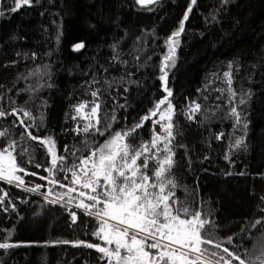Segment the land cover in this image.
I'll list each match as a JSON object with an SVG mask.
<instances>
[{
    "label": "trees",
    "instance_id": "obj_1",
    "mask_svg": "<svg viewBox=\"0 0 264 264\" xmlns=\"http://www.w3.org/2000/svg\"><path fill=\"white\" fill-rule=\"evenodd\" d=\"M189 4L191 0L146 6L136 0H31L12 12L13 0H0V109L31 114L0 117V131H8L0 137V150L16 142L14 154L25 169L17 174L29 187L0 181V195L8 194L0 205V243L16 245L0 249V264H107L95 249L77 246L79 241L104 246L93 235L97 219L63 202L68 196L57 204L45 200L50 188V200L67 192L49 181L70 185V173L57 168L50 176L46 147L22 134L30 126L34 136L53 138L57 154L70 167L89 154L85 142L99 146L140 123L166 95L160 68L169 54L168 38ZM176 40L175 63L166 68L175 108V163L168 179L176 185L178 207L200 211L213 221L208 238L247 259L245 250L251 255L254 245L264 246V223L251 227L264 218V0H196ZM78 43L84 47L76 50ZM225 72H231V85ZM81 103L88 105L87 112L99 103L97 127L103 135L77 133L87 123L84 110L76 111ZM194 104L200 110L189 120ZM233 107L240 113L239 124L230 114ZM152 120L127 142L138 148L150 141L153 129L161 133ZM238 139L242 144L236 147ZM155 168L150 162V177ZM36 185H42L39 191L27 190Z\"/></svg>",
    "mask_w": 264,
    "mask_h": 264
},
{
    "label": "snow or ice",
    "instance_id": "obj_2",
    "mask_svg": "<svg viewBox=\"0 0 264 264\" xmlns=\"http://www.w3.org/2000/svg\"><path fill=\"white\" fill-rule=\"evenodd\" d=\"M13 2L12 12L31 4V0H13ZM155 2L156 0H136V3L141 6ZM195 3L196 0H191L178 29L168 38L169 54L164 57V63L160 68L163 73L160 79L164 81L166 95L141 118L140 123L123 132H115L99 146L91 147L85 142L89 154L78 157V163H73L70 167L66 164V157L57 154V146L53 138L41 139L34 136L31 131H28L30 126H25V133L22 134L38 142L42 147H46L50 155V167L46 171L50 176L54 175V170L57 168L61 171L66 169L67 173H70V185L60 183L54 178L49 181L53 185L59 184L61 188H67L68 191L57 194L56 199L50 200L49 197L53 195V189L50 188L45 200L57 204L64 196H68L67 204L76 200V208L83 209L87 215L97 219L99 226L93 235L98 237L104 246L83 241L77 242V246L82 245L95 249L102 254L101 259L106 260L107 264H233V261L238 264H264V246L257 249L254 245L251 255H248V250H245L248 258L242 259L236 252L223 247L222 241L214 242L208 238V228H215L213 221L204 218L200 211L193 213L187 207H178L174 193L176 185L173 180L168 179L175 163V153L171 147L172 140L175 139L172 122L175 108L170 99L173 93L166 86L168 75L166 68L168 62L175 63L174 45L178 44L176 37L184 31V22L188 19V13L191 12L192 5ZM3 14L0 12V15ZM83 47V43L74 45L76 50ZM224 76L227 78V83L231 85V72H225ZM229 92L235 95L231 88ZM92 95L96 97L98 93L92 92ZM240 103H245L244 99H241ZM86 107H88L86 103H81L76 111L79 113ZM99 108V103H95L90 113L82 117L87 123L82 129L78 127L77 133L81 131L88 133L94 130L99 135L104 134L97 127ZM199 110V104L190 106L188 119H193ZM21 112L23 117L31 118L29 112L23 109L18 111L15 108L11 113L0 109V117L19 116ZM230 114L239 124L241 117L235 107L231 109ZM156 116H159V120H152ZM93 118H96L95 123L92 122ZM150 120L153 124H158L162 132L157 133L153 129L150 141L142 142L138 148L129 144L128 138ZM19 123L23 125L24 120L20 119ZM7 135V129L0 131V137ZM222 135L220 134L217 138H221ZM241 144V139L236 140V147ZM15 147L16 142L10 141L7 147L0 150V181L21 187L25 181L17 173H23L25 169L17 162L14 154ZM65 151H68L67 146H65ZM72 155L76 157V152ZM150 162H155L156 165L152 177L147 174ZM36 167L40 165L37 164ZM30 175H36V173H30ZM41 178L47 179L46 177ZM64 179L68 180L69 176L66 174ZM41 187L42 185H36L27 190L35 192ZM74 192L78 195L72 196L71 193ZM7 195L6 192L0 195V205L3 204ZM76 219V213L73 212V222ZM262 223H264V218L257 219L251 227L255 229ZM232 240L233 238L229 236L227 243L232 244ZM62 243L68 242L63 241ZM209 245L212 248H209ZM15 246L10 243H0V249ZM216 250H222L226 256L219 254Z\"/></svg>",
    "mask_w": 264,
    "mask_h": 264
},
{
    "label": "rangeland",
    "instance_id": "obj_3",
    "mask_svg": "<svg viewBox=\"0 0 264 264\" xmlns=\"http://www.w3.org/2000/svg\"><path fill=\"white\" fill-rule=\"evenodd\" d=\"M83 110H84V109H83ZM87 113H90V112H87L86 110H84V114H87ZM66 191H68L67 188H66ZM71 195H72V196H77L78 193L74 192V193H71ZM62 201L66 203L67 200H62ZM74 203H77V201H75ZM74 203H71V204H68V205H71V206L74 205V206H75Z\"/></svg>",
    "mask_w": 264,
    "mask_h": 264
},
{
    "label": "built area",
    "instance_id": "obj_4",
    "mask_svg": "<svg viewBox=\"0 0 264 264\" xmlns=\"http://www.w3.org/2000/svg\"><path fill=\"white\" fill-rule=\"evenodd\" d=\"M22 187L29 188V187H27V186H25V185H23Z\"/></svg>",
    "mask_w": 264,
    "mask_h": 264
},
{
    "label": "water",
    "instance_id": "obj_5",
    "mask_svg": "<svg viewBox=\"0 0 264 264\" xmlns=\"http://www.w3.org/2000/svg\"><path fill=\"white\" fill-rule=\"evenodd\" d=\"M159 1H160V0H156V2H159ZM156 2H155V3H156ZM72 206H73V205H72ZM82 210H83V209H82Z\"/></svg>",
    "mask_w": 264,
    "mask_h": 264
}]
</instances>
